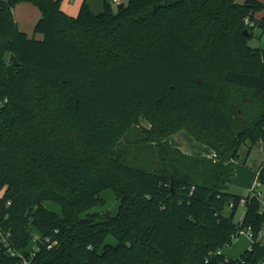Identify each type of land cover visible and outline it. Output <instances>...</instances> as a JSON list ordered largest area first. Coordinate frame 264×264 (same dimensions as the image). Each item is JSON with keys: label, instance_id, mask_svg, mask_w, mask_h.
Returning <instances> with one entry per match:
<instances>
[{"label": "trees", "instance_id": "1", "mask_svg": "<svg viewBox=\"0 0 264 264\" xmlns=\"http://www.w3.org/2000/svg\"><path fill=\"white\" fill-rule=\"evenodd\" d=\"M61 1L0 0L4 231L17 248L33 231L57 241L40 243L35 264H219L240 227L264 222L257 197L229 190L240 147L264 151V47L250 44L264 3L104 0L96 12L84 0L71 15ZM22 2L41 10L34 36L15 18ZM181 130L215 157L174 146ZM108 189L117 214L92 211ZM5 251L0 264H15ZM242 257L260 264L264 246Z\"/></svg>", "mask_w": 264, "mask_h": 264}, {"label": "rangeland", "instance_id": "2", "mask_svg": "<svg viewBox=\"0 0 264 264\" xmlns=\"http://www.w3.org/2000/svg\"><path fill=\"white\" fill-rule=\"evenodd\" d=\"M83 1L84 0H62L61 4H62L63 9L65 7L67 8V10H70L75 15H77ZM96 1L99 2L98 5L97 3L95 4ZM128 1L129 0H120L119 3L112 2V7L116 10L120 3L128 4ZM241 1H244V0H241ZM260 1L264 3V0H260ZM89 2L93 10H95L96 12L102 11L103 6H102L101 0H92V1L89 0ZM95 5H97L100 9H97ZM30 9L33 12H31ZM65 12H67L68 14H71L66 10ZM14 15L15 17L21 18L22 24H24L25 26V29L23 30H25L26 32H30L32 34V32H34L33 28L35 27L42 13L39 7L36 6L35 4L30 3V2H22L16 5L14 9ZM255 32H256L255 36L254 38L250 40V44L253 46L264 47V31L260 29V30H256ZM11 69H12V66H11ZM142 124L147 127L150 126L149 121L145 118L142 119ZM263 153L264 152H262L260 146L258 145L253 146L251 150H250V146H248V143H245L240 147L239 158L235 161V166H234L235 167V175H234L235 181L229 185V190L231 192L236 193V194H242L245 191V184L250 183L251 185L254 179V177L252 178V176L257 171V167L260 164H262V162L264 161ZM240 169H242L244 173L241 172ZM261 189L264 190V185H262ZM102 197L105 199V204L102 205V207H105V208L102 211L108 210L112 213L115 212L116 214L117 212L116 210H118L119 208V201L115 197L113 191L112 190L104 191L102 193ZM45 206L48 209L56 211L59 214L62 212L61 206L57 203L46 201ZM243 212H244V207L239 206L237 215H236V220H239ZM247 238L244 235L237 236L236 238L233 239L232 244L230 246H227L223 249V253L230 257H235V258L239 257L243 253V251L248 248L249 238L248 239ZM106 242L112 243V244L117 243L116 239L113 236H109Z\"/></svg>", "mask_w": 264, "mask_h": 264}, {"label": "built area", "instance_id": "3", "mask_svg": "<svg viewBox=\"0 0 264 264\" xmlns=\"http://www.w3.org/2000/svg\"><path fill=\"white\" fill-rule=\"evenodd\" d=\"M112 2L119 3L120 0H112ZM246 22L249 26H253V22H251L248 18L246 19ZM264 166V164H263ZM262 168V167H261ZM258 171V178L255 181L252 189L251 194L249 196L257 197L260 201V214L264 215V190L262 188V183L259 180V174L260 170ZM247 199L246 197H243L240 200V206L246 207ZM10 205V202L7 203ZM234 203L230 204V207L233 206ZM244 219V217H243ZM243 219L238 220L239 224H243ZM244 235L249 238L251 241L250 248L253 247V245L256 243H260L264 246V222L262 225V228L260 231L256 234V232L253 231L251 226L248 227H240L237 234H234L233 237L236 238L237 236ZM48 243L49 247L55 245L57 241H52L50 237H43L42 234L38 231L32 232V241L31 243L25 247V248H17L12 243V234L10 231L5 232L1 223H0V251L6 250L5 252L10 255L11 258L15 259V264H35L36 255L40 250V243L43 242ZM218 254L221 253V250L217 252ZM226 255V254H225ZM230 256H227L219 261V264H241V259H243L242 254L239 257H233L236 259L235 261L229 260ZM240 260V261H239ZM209 262V261H207ZM260 264H264V259L260 262Z\"/></svg>", "mask_w": 264, "mask_h": 264}, {"label": "crops", "instance_id": "4", "mask_svg": "<svg viewBox=\"0 0 264 264\" xmlns=\"http://www.w3.org/2000/svg\"><path fill=\"white\" fill-rule=\"evenodd\" d=\"M92 1V0H91ZM102 1V6H103V2H104V0H101ZM97 3V5H98V1H96L95 2V4ZM97 5H95V7L97 8V9H100ZM64 9L66 10V11H70V10H67V8H65L64 7ZM31 10V9H30ZM31 12H33L32 10H31ZM69 13H71L72 15H75L73 12H69ZM262 16H264V11H262V12H259V13H257L256 14V17H258V18H261ZM16 18V20H17V22H18V25H19V27L21 28V29H25V26H24V24H22V21H21V18L20 17H15ZM35 28V27H34ZM33 28V29H34ZM28 29V28H27ZM28 33V35L29 36H34L35 35V32H32V34L30 33V32H27ZM36 36L38 37V38H41L43 35L41 34V33H38V34H36ZM9 57L12 59V62H11V64L8 66V68H7V70H8V74L9 75H12V74H14L15 73V71H16V65H17V62H16V60L14 59V56L12 55V54H10L9 55ZM11 66H12V69H11ZM170 141H171V143L174 145V146H177V147H179V148H181L183 151H185V152H187V153H190V154H195V155H205V156H208V157H215V155H216V151L213 149V148H211V147H209V146H207V145H205V144H203V143H200L199 141H197L187 130H181L180 132H178V133H176V134H173V135H171V137H170ZM261 150H262V148H261ZM262 152H264L263 150H262ZM264 154V153H263ZM264 162V161H263ZM263 162H262V164H260L258 167H257V171L255 172V174L252 176V178L254 177V179H253V181H252V183H251V185H250V183H248V184H245V191L241 194V195H243V196H246V195H249V194H251V189H252V187H253V185H254V183H255V181L257 180V178H258V171H259V169L263 166ZM241 170V172H243L244 173V171L242 170V169H240ZM234 178H235V176H234ZM233 178V182L235 181V179ZM251 178V179H252ZM249 185H250V187H249ZM244 187V186H243ZM108 190H110V189H108ZM106 191V190H105ZM104 192V191H103ZM102 192V193H103ZM246 192V193H245ZM248 192V193H247ZM102 193H101V195H102ZM114 193V192H113ZM115 195V194H114ZM116 197V196H115ZM119 201V200H118ZM46 203V202H45ZM101 207V208H100ZM105 207H102V205H97V206H95L93 209H92V211H98V212H101L103 209H104ZM117 212H118V210H116ZM117 212H116V214H117ZM111 214H113V215H115V212H110ZM236 215H237V213H236ZM245 216V208H244V212H243V214H242V216L239 218V220H242L243 219V217ZM235 220H236V217H235ZM238 221V220H237ZM246 237V236H245ZM247 238V237H246ZM248 239V238H247ZM249 240V239H248ZM250 245H251V241L249 240V244H248V248L247 249H249L250 248ZM247 249H245L244 251H243V253L247 250ZM242 253V254H243Z\"/></svg>", "mask_w": 264, "mask_h": 264}, {"label": "water", "instance_id": "5", "mask_svg": "<svg viewBox=\"0 0 264 264\" xmlns=\"http://www.w3.org/2000/svg\"><path fill=\"white\" fill-rule=\"evenodd\" d=\"M248 32V30H245V33H247Z\"/></svg>", "mask_w": 264, "mask_h": 264}]
</instances>
